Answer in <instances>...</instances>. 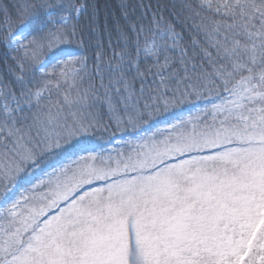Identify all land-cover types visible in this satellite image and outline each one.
<instances>
[{"label":"snow or ice","instance_id":"6c2138e0","mask_svg":"<svg viewBox=\"0 0 264 264\" xmlns=\"http://www.w3.org/2000/svg\"><path fill=\"white\" fill-rule=\"evenodd\" d=\"M0 264H264V0H0Z\"/></svg>","mask_w":264,"mask_h":264}]
</instances>
